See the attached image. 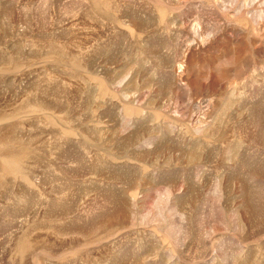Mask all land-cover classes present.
I'll return each instance as SVG.
<instances>
[{
  "label": "rangeland",
  "instance_id": "obj_1",
  "mask_svg": "<svg viewBox=\"0 0 264 264\" xmlns=\"http://www.w3.org/2000/svg\"><path fill=\"white\" fill-rule=\"evenodd\" d=\"M0 264H264V0H0Z\"/></svg>",
  "mask_w": 264,
  "mask_h": 264
}]
</instances>
